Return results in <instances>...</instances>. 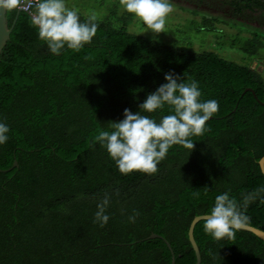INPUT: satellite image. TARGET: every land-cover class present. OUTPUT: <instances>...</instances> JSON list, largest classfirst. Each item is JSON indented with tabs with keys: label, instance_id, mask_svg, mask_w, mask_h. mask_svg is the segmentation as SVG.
Instances as JSON below:
<instances>
[{
	"label": "trees",
	"instance_id": "1",
	"mask_svg": "<svg viewBox=\"0 0 264 264\" xmlns=\"http://www.w3.org/2000/svg\"><path fill=\"white\" fill-rule=\"evenodd\" d=\"M222 2L235 17L260 12L254 18L264 25V0ZM118 3L97 19L92 43L79 51L53 55L27 12L2 51L0 121L10 132L0 145V264H171L164 240L148 238L153 232L170 242L176 264H195L188 237L194 217L210 214L223 192L241 202L264 188V105L245 92L253 88L264 102V74L213 50L130 32L133 14L117 15ZM16 14L8 10L9 25ZM201 23L215 28L207 17ZM261 37L255 32L240 50L253 58L264 48ZM169 72L198 81L202 99L217 100L219 109L208 130L191 138L193 150L174 145L156 173L121 174L94 137L111 131L125 108L157 121L170 114L167 106L139 110ZM15 159L18 166L10 170ZM105 194L109 221L100 227L93 220ZM262 199L259 193L248 205L246 224L264 230ZM134 212L139 215L130 223ZM205 221L194 230L201 264H264V240L244 229L234 239L215 240L205 233Z\"/></svg>",
	"mask_w": 264,
	"mask_h": 264
},
{
	"label": "clouds",
	"instance_id": "2",
	"mask_svg": "<svg viewBox=\"0 0 264 264\" xmlns=\"http://www.w3.org/2000/svg\"><path fill=\"white\" fill-rule=\"evenodd\" d=\"M123 9L138 17L153 33H166V20L173 11L170 0H120ZM20 6V0H0V10H13ZM23 12V11H22ZM31 15V14H30ZM32 24L38 29L39 38L44 41L53 55H60L65 48L79 51L92 43L98 29L97 14L91 12L82 21L79 10L68 5L67 0H35ZM165 83L150 92L139 104V110L146 113L163 112L165 107L170 114L162 115L159 121L141 111L132 112L125 108L123 119L111 122V131L100 130L93 143H99L115 163L121 174L143 172L154 174L159 163L166 158L174 145L193 150L194 136L203 135L208 129L206 122L219 109L215 99L203 100L199 82L188 80L172 72L164 74ZM10 127L0 121V145L9 139ZM264 188L244 195L238 202L229 192L215 197L204 223L205 233L215 240L234 239L235 232L245 225L248 205L256 199ZM208 194V188H204ZM199 196V191L193 193ZM264 203V199L261 200ZM110 197L105 194L97 204L94 223L104 227L109 221L106 210ZM139 213L128 217L134 223Z\"/></svg>",
	"mask_w": 264,
	"mask_h": 264
},
{
	"label": "rangeland",
	"instance_id": "3",
	"mask_svg": "<svg viewBox=\"0 0 264 264\" xmlns=\"http://www.w3.org/2000/svg\"><path fill=\"white\" fill-rule=\"evenodd\" d=\"M118 1L116 13L122 15L126 11L120 0H67L70 7H76L85 17L94 11L97 19L107 18ZM207 1L208 3H199L197 0H170L173 11L166 20V33L153 34L134 15L129 31L192 51L213 50L226 59L249 63L264 74V48L257 51L253 58L240 50L246 38H251L255 32L260 33V39L264 41V25H260L254 18L259 16L260 12L235 17L230 12L232 8L229 3H223L222 0ZM204 17L214 23L213 30L201 23Z\"/></svg>",
	"mask_w": 264,
	"mask_h": 264
},
{
	"label": "water",
	"instance_id": "4",
	"mask_svg": "<svg viewBox=\"0 0 264 264\" xmlns=\"http://www.w3.org/2000/svg\"><path fill=\"white\" fill-rule=\"evenodd\" d=\"M21 12H22V10H20V9L17 10V14H16V17H15L13 23L11 25H9L8 18H7L8 10H0V56L2 54L4 47L6 46L7 42L9 41V39L11 37V33L15 27L16 21H17L18 16L20 15ZM246 91L252 92L254 97L257 99V101L260 104L264 105V102L258 98V96H257V94L253 88L247 87L245 89V92ZM259 165H260L261 171L264 175V155L260 158ZM16 166H18V161L15 159L13 166L10 168V170ZM207 215H209V214H201V215L195 216L194 219L192 220V222L189 226V230H188L189 241L192 245V248H193V250L195 252V256H196L195 264H201L202 257H201L200 248H199L197 241L195 239L194 230H195V227L199 221L206 220ZM240 229L250 231V232L254 233L260 239L264 240V230H262L258 227H255V226L250 225V224H245ZM148 238H161V239H163L164 242L167 244V246H168V248L172 254L171 255L172 256L171 257V264H176V256H175L174 250H173L170 242L166 238H164L160 234L154 233V232L151 233Z\"/></svg>",
	"mask_w": 264,
	"mask_h": 264
},
{
	"label": "built area",
	"instance_id": "5",
	"mask_svg": "<svg viewBox=\"0 0 264 264\" xmlns=\"http://www.w3.org/2000/svg\"><path fill=\"white\" fill-rule=\"evenodd\" d=\"M34 3L35 0H20V6L17 8V10H22L23 12H27L31 14L34 12Z\"/></svg>",
	"mask_w": 264,
	"mask_h": 264
}]
</instances>
